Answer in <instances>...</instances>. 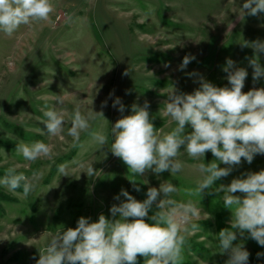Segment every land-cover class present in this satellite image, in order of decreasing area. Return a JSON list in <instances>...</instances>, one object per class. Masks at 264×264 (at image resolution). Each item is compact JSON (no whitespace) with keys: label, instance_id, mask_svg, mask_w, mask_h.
Wrapping results in <instances>:
<instances>
[{"label":"rangeland","instance_id":"1","mask_svg":"<svg viewBox=\"0 0 264 264\" xmlns=\"http://www.w3.org/2000/svg\"><path fill=\"white\" fill-rule=\"evenodd\" d=\"M243 3L53 0L55 10L49 22L22 25L11 37L0 32V178L10 167L29 178L38 174L27 197L22 188L13 193L0 185V264H36L39 250L51 236L75 228L80 217L94 222L103 214L113 219L110 208L126 199H114L122 189L143 201L149 187L159 188L165 181L178 189L173 199L192 200L201 209L200 217L192 221L200 230L186 235L181 264H225L228 256L220 253L218 233L230 228L232 212L224 207L223 192L194 193L202 176L192 166L211 163L215 159L211 152L204 159L193 160L181 150L178 159L185 167L180 172L157 175L149 170L136 177L140 191H135L128 167L110 151L111 129L119 118L132 114L134 103L143 106L148 101L154 127L161 134L170 132L177 125L163 115L167 92L173 87L190 94L200 87V76L217 87H230L223 71L228 58L248 72L242 91L264 88V78L255 82L252 78L249 59L253 49L243 46L264 41V14L251 16L245 10L244 15ZM185 55L195 59L181 71L178 66ZM259 62L264 67V54ZM193 72L197 75L189 76ZM56 95L65 96L63 105L56 102ZM116 98L125 107L123 113L118 111L119 105L113 107ZM45 105L65 113L63 139L43 134ZM77 105L82 115L92 113L94 119L74 144L68 129ZM90 132L105 134L107 144L101 148ZM36 141L51 146V158L27 161L15 151L17 143ZM61 164L67 166L68 176L58 172ZM89 164L96 170L90 177L85 173ZM261 170L264 155L257 154L251 164L242 159L213 189ZM156 210L153 205L146 222L152 223L150 217ZM233 244H243L250 253L248 264H264V255L257 256L264 253V247L247 233L241 237L237 232ZM138 264H144L140 257Z\"/></svg>","mask_w":264,"mask_h":264},{"label":"clouds","instance_id":"2","mask_svg":"<svg viewBox=\"0 0 264 264\" xmlns=\"http://www.w3.org/2000/svg\"><path fill=\"white\" fill-rule=\"evenodd\" d=\"M241 9L244 15L245 10L251 16L264 14V0H244ZM54 10L53 0H0V32L11 37L22 25L49 22ZM243 46L253 49V57L249 59L253 81L264 78V67L259 62L260 54H264V41L245 42ZM194 59L185 55L178 69L185 70ZM223 71L227 73L230 87H217L200 76V87L190 94L173 87L167 92L163 115L171 117L177 125L170 132L161 134L154 127L148 101L143 106L134 103L132 114L122 116L112 126L110 151L128 167L135 191H140L136 177L144 176L149 170L157 175L164 171L180 172L185 167L178 159L181 150L193 160L204 159L211 152L215 158L211 163L192 166L202 176L194 193L202 196L206 191L223 192L224 207L231 210L232 221L230 228L218 233L220 253L228 256L225 264H248L250 253L243 244L233 242L237 240V232L241 237L247 233L264 247V170L234 178L227 186L215 189L213 186L217 180L230 175L242 159L251 164L257 154L264 155V88L242 91L248 72L230 58L226 59ZM194 75L197 74L189 73ZM55 99L63 105L66 98L56 95ZM117 105L123 113L125 107L119 98L113 107ZM44 108L47 110L42 109L46 117L41 120L46 129L43 134L63 139L60 134L65 113L49 109L47 105ZM90 119H94L92 113L82 115L77 105L68 129L74 144L79 143L82 131L89 130ZM188 127L190 132L186 130ZM89 134L101 148L107 144L105 134ZM15 151L27 161L52 155L51 146L43 141L31 145L17 143ZM217 161L227 167H220ZM95 171L93 164H89L85 173L90 177ZM58 172L68 176L67 166L59 165ZM37 178L35 172L29 178L10 167L0 178V185L13 193L22 188L23 196L27 197ZM177 191L173 183L165 181L159 188L149 187L147 198L139 201L122 189L114 199L120 200V196L126 199L110 208L113 219L103 214L94 222L80 217L75 228L62 229L51 236L45 248L39 250L36 264H138V257L144 258V264H181L186 235L200 230V225L192 221L200 217L201 209L192 200L177 202L172 198ZM186 191L193 194V190ZM153 205L157 210L150 217L152 223H148L146 218ZM262 255L257 253L258 257Z\"/></svg>","mask_w":264,"mask_h":264},{"label":"trees","instance_id":"3","mask_svg":"<svg viewBox=\"0 0 264 264\" xmlns=\"http://www.w3.org/2000/svg\"><path fill=\"white\" fill-rule=\"evenodd\" d=\"M140 258H142V260H144V258H143V257H140Z\"/></svg>","mask_w":264,"mask_h":264}]
</instances>
